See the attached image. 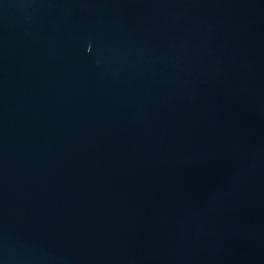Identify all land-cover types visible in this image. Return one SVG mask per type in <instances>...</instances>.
Instances as JSON below:
<instances>
[{"label":"water","instance_id":"obj_1","mask_svg":"<svg viewBox=\"0 0 264 264\" xmlns=\"http://www.w3.org/2000/svg\"><path fill=\"white\" fill-rule=\"evenodd\" d=\"M0 264H264V0H0Z\"/></svg>","mask_w":264,"mask_h":264}]
</instances>
